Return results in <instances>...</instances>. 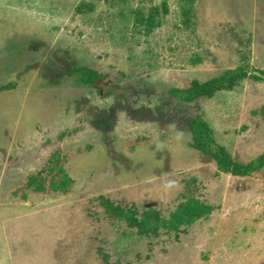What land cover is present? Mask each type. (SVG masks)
<instances>
[{
	"label": "rangeland",
	"instance_id": "374dc122",
	"mask_svg": "<svg viewBox=\"0 0 264 264\" xmlns=\"http://www.w3.org/2000/svg\"><path fill=\"white\" fill-rule=\"evenodd\" d=\"M0 264H264V0H0Z\"/></svg>",
	"mask_w": 264,
	"mask_h": 264
},
{
	"label": "trees",
	"instance_id": "16d2710c",
	"mask_svg": "<svg viewBox=\"0 0 264 264\" xmlns=\"http://www.w3.org/2000/svg\"><path fill=\"white\" fill-rule=\"evenodd\" d=\"M192 131V145L197 148H203V150L216 155L218 158L225 156L224 150L219 145H214V141L210 134L208 125L204 122L201 116H195L191 122Z\"/></svg>",
	"mask_w": 264,
	"mask_h": 264
}]
</instances>
